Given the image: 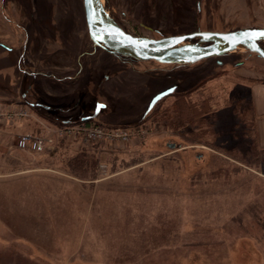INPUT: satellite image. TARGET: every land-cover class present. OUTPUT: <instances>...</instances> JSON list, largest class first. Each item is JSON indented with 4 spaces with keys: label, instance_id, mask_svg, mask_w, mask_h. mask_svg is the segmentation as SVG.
Returning <instances> with one entry per match:
<instances>
[{
    "label": "rangeland",
    "instance_id": "rangeland-1",
    "mask_svg": "<svg viewBox=\"0 0 264 264\" xmlns=\"http://www.w3.org/2000/svg\"><path fill=\"white\" fill-rule=\"evenodd\" d=\"M48 2L58 11L60 33L73 30L72 18L82 20L80 0ZM144 2L121 0L117 8L126 14L125 29L150 38L264 25V0H203L200 13L195 0H153L156 10L146 12ZM75 37L68 54L46 59L19 63L0 50V104H32L24 119L0 125V264H264V61L236 50L219 56L220 64L141 61L137 68L149 72L142 75L95 47L86 31L83 45L95 52L77 71ZM4 41L15 43L10 36ZM19 65L56 77L37 76L29 88L34 76ZM171 85L175 92L144 117L151 96ZM190 90V101L206 98L217 113L216 133L204 136L208 144L149 116ZM238 102L254 106V139L237 119ZM97 103L104 107L96 123L134 127L137 134L112 145L57 137L60 122L91 116ZM59 105L65 108L53 110ZM21 134L51 141L39 153L19 150ZM80 148L96 154L93 179L75 177L64 165Z\"/></svg>",
    "mask_w": 264,
    "mask_h": 264
},
{
    "label": "water",
    "instance_id": "water-1",
    "mask_svg": "<svg viewBox=\"0 0 264 264\" xmlns=\"http://www.w3.org/2000/svg\"><path fill=\"white\" fill-rule=\"evenodd\" d=\"M87 33L92 43L115 58L134 61L153 60L162 64H194L210 57H219L236 50L255 53L264 61V26L241 28L227 32L195 31L188 34L150 38L133 36L123 31L105 11L102 0H82ZM197 40L192 42L193 39ZM175 86L155 93L149 100L144 116L163 98L171 95ZM104 104L98 103L93 114ZM88 119V118H83Z\"/></svg>",
    "mask_w": 264,
    "mask_h": 264
},
{
    "label": "flooded vegetation",
    "instance_id": "flooded-vegetation-1",
    "mask_svg": "<svg viewBox=\"0 0 264 264\" xmlns=\"http://www.w3.org/2000/svg\"><path fill=\"white\" fill-rule=\"evenodd\" d=\"M48 1L50 0H42V2L41 1L38 2V0H0V50L5 51L6 54L10 55L11 57L14 56L15 58H17L19 60V63H21V59L23 58L29 59L37 55L39 56L40 59H46L48 58V56L57 57L58 54L61 53L62 51L68 54V52L66 51L67 46L68 45L70 46L71 42L76 40L72 38H76L75 36H77V38L80 39V43H81L79 45L78 52L76 53V56H75V63L78 67L77 68V71H78V69H82L81 62L84 61L86 57L91 56V54L95 52L94 48L96 47V46L95 47L92 46V50H86L85 46L83 45L84 40H81L82 36H84V32L87 31V29L86 31L83 29V25H82V23H84L83 22L84 13H83L82 0H80V5L77 8L80 11V15H81L80 17L82 18V20L80 19L75 20V18L71 19V23L73 24V27H70V28H73V30L68 29V32H69L67 33L68 35L63 32L60 33V31L58 30V27L60 26V24H58L59 20L56 18V14L58 11L52 10L53 5L49 3ZM118 1H121V0H103L105 11L108 13L110 18L120 28H122L123 31H125L126 33H129L133 36H145V35L132 34L127 29H125L124 21L126 19V14L125 12L117 8ZM147 1L149 2H144L142 5L143 11L146 12L147 10H150V11L156 10L154 8V4L152 3L153 0H147ZM202 1L203 0H195V7L198 13H200L201 11ZM114 2H116V6L114 5ZM111 3H113L112 6H111ZM159 10H162V9H159ZM116 11H118V13ZM65 14H67V10H65ZM70 15L72 16V14ZM77 26L79 28H77ZM51 27L54 29H51ZM85 27H86V24H85ZM139 27L146 29L148 31H151L150 27L145 26L144 24L139 23ZM251 28H257V27H251ZM195 31H198V28L196 30L183 33V34H188V33H192ZM8 36L12 37L13 42L15 41L14 39H16L17 42L15 41V43L14 44L12 43L10 46L7 45L4 40H5V37H8ZM161 36H164V35H160V37ZM145 37H148V36H145ZM87 38L88 37L86 36V39ZM196 40L197 38L193 39L192 42H195ZM53 45H56L55 50H52ZM259 47L262 50H264V41L259 42ZM248 53L254 54L255 56H257L253 52H248ZM46 54H48L47 57L45 56ZM210 58L215 59V62L217 64H220V62L216 60L218 57H210ZM210 58H207V59H210ZM116 59L126 62L129 65L130 70H132L135 73H142V75L149 74L147 70H142L141 68H137L138 63H141V61H134L133 59H129V58H116ZM159 64H162V63H159ZM168 65H175L177 67H182L184 65L187 66L189 64H184V65L168 64ZM18 68L21 71V73H23L28 78L30 77V75H32V77L34 76V78L31 79V82H29L28 87L33 86V85L35 87L34 80H36L37 76H38L37 78H41V77L45 78L46 75H48L49 77L50 76L56 77L54 73H51V72L46 74L44 70L36 69L34 71H31V70L26 71L22 69L20 65ZM74 76L75 75H73L72 77ZM56 79H62V78L60 77ZM172 86L176 87L175 90L177 89V85H171L167 88H170ZM22 97H24V95ZM27 104H29V106L32 107V104L30 103H27ZM35 104H36V107L44 106L42 103L40 104V102L35 103ZM62 108H65V107L62 105H59L58 107L55 106L53 110L60 111V110H63ZM85 117L81 116L80 118L82 119ZM63 121H71V118L69 117L67 119H64Z\"/></svg>",
    "mask_w": 264,
    "mask_h": 264
},
{
    "label": "trees",
    "instance_id": "trees-1",
    "mask_svg": "<svg viewBox=\"0 0 264 264\" xmlns=\"http://www.w3.org/2000/svg\"><path fill=\"white\" fill-rule=\"evenodd\" d=\"M192 93H194V90L175 94L174 102L172 103V105L166 107L163 110L159 108L155 109L154 113L149 116L152 117L153 120L157 121L163 127L173 131H179L182 136H186L187 138L193 140L191 142L194 143L200 142L203 144H208L205 143L204 136L207 133L208 134L210 133V135H214L216 133L214 131L213 125L215 121H217L216 118L217 113L214 112L213 109L210 107L209 100L206 98L203 99L204 101H201L199 103L190 101L191 99L190 95ZM234 111L237 114V119L238 118L241 119L242 122L246 124V126L248 127L244 135L248 137L251 136L252 139H254L255 137L253 136L254 115H255L254 106L250 105L246 108L242 102H238L234 106ZM215 113L216 115H214ZM147 114L145 116H147ZM80 117L81 116L78 117V120H74V121L80 122L87 127H93V126L116 127L114 125L96 123V121L93 118L82 120ZM64 125L66 124L62 122L59 123V126H64ZM253 141L255 143V140ZM230 155H232L235 158L237 157V155L234 152H231ZM249 155L256 156L253 150L250 152ZM64 165L73 175H75V177L77 175L83 176L84 173H89L90 174L89 177L93 179V175L95 173L96 165H97L96 154L92 150H84V149L82 150L80 148L76 150L74 156L67 158Z\"/></svg>",
    "mask_w": 264,
    "mask_h": 264
},
{
    "label": "built area",
    "instance_id": "built-area-1",
    "mask_svg": "<svg viewBox=\"0 0 264 264\" xmlns=\"http://www.w3.org/2000/svg\"><path fill=\"white\" fill-rule=\"evenodd\" d=\"M0 105V125H10L28 116V106L20 103ZM134 127L117 126H93L87 127L80 122L68 123L56 130L57 137L80 139L89 144L112 145L117 142L127 143L137 134ZM51 139L36 134H21L17 137L15 147L19 150L39 153L50 143Z\"/></svg>",
    "mask_w": 264,
    "mask_h": 264
},
{
    "label": "crops",
    "instance_id": "crops-1",
    "mask_svg": "<svg viewBox=\"0 0 264 264\" xmlns=\"http://www.w3.org/2000/svg\"><path fill=\"white\" fill-rule=\"evenodd\" d=\"M49 77V76H48ZM3 129H5V128H0V137L2 136V134H3ZM64 176H66L65 174H63Z\"/></svg>",
    "mask_w": 264,
    "mask_h": 264
},
{
    "label": "snow or ice",
    "instance_id": "snow-or-ice-1",
    "mask_svg": "<svg viewBox=\"0 0 264 264\" xmlns=\"http://www.w3.org/2000/svg\"><path fill=\"white\" fill-rule=\"evenodd\" d=\"M262 35H264V34H262Z\"/></svg>",
    "mask_w": 264,
    "mask_h": 264
}]
</instances>
